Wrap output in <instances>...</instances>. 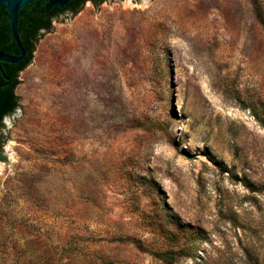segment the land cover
<instances>
[{"label":"rangeland","instance_id":"rangeland-1","mask_svg":"<svg viewBox=\"0 0 264 264\" xmlns=\"http://www.w3.org/2000/svg\"><path fill=\"white\" fill-rule=\"evenodd\" d=\"M253 3L264 16V0L89 1L40 33L4 122L0 264H264Z\"/></svg>","mask_w":264,"mask_h":264},{"label":"trees","instance_id":"trees-1","mask_svg":"<svg viewBox=\"0 0 264 264\" xmlns=\"http://www.w3.org/2000/svg\"><path fill=\"white\" fill-rule=\"evenodd\" d=\"M101 5L110 0H70L65 5H52V0H41L24 6L19 13L18 31L22 44L27 52L18 63L1 61L0 70V162L6 161L4 146L7 136L4 133L6 117L15 113L19 108V97L15 89L19 85V74L24 71L33 59L39 36L42 31L50 32L52 21L67 12L77 13L87 2ZM257 18L264 26V16L257 3H253ZM0 53L18 57L20 51L13 38L10 13L6 4H0ZM168 258V257H163ZM170 261V257L168 259Z\"/></svg>","mask_w":264,"mask_h":264},{"label":"water","instance_id":"water-1","mask_svg":"<svg viewBox=\"0 0 264 264\" xmlns=\"http://www.w3.org/2000/svg\"><path fill=\"white\" fill-rule=\"evenodd\" d=\"M36 1H41V0H0V4H6L7 8L9 10L10 13V18H11V28H12V34H13V38L16 42V45L20 51V56L15 57V56H11V55H7L4 53H0V63L1 61H7V62H12V63H18L21 60L24 59V57L26 56L27 52L22 44L20 35H19V31H18V21H19V13L20 10L33 2ZM70 2V0H52V5H61V6H65ZM0 70H2L1 64H0ZM5 122V120H4Z\"/></svg>","mask_w":264,"mask_h":264}]
</instances>
